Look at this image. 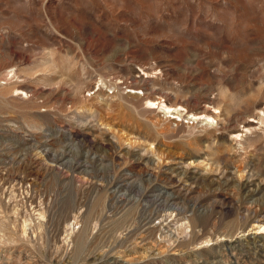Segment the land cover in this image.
<instances>
[{
    "label": "rangeland",
    "instance_id": "374dc122",
    "mask_svg": "<svg viewBox=\"0 0 264 264\" xmlns=\"http://www.w3.org/2000/svg\"><path fill=\"white\" fill-rule=\"evenodd\" d=\"M261 227L264 0H0V264H264Z\"/></svg>",
    "mask_w": 264,
    "mask_h": 264
},
{
    "label": "bare ground",
    "instance_id": "6f19581e",
    "mask_svg": "<svg viewBox=\"0 0 264 264\" xmlns=\"http://www.w3.org/2000/svg\"><path fill=\"white\" fill-rule=\"evenodd\" d=\"M168 107V106H167ZM171 108V107H170ZM168 109H169V107H168ZM175 110V109H174ZM213 115V114H212ZM209 116V115H208ZM214 117V116H213ZM260 136V135H259ZM258 138V137H257ZM257 138H256V140H257ZM261 141V140H260ZM256 142H258V140L256 141ZM253 146V145H252ZM239 149V148H238ZM241 149V148H240ZM244 149V148H243ZM242 150V149H241ZM188 195V194H187ZM261 228H263V227H261ZM259 233H264V228L260 231L259 230ZM261 248H264V244L262 243V244H260L259 245Z\"/></svg>",
    "mask_w": 264,
    "mask_h": 264
}]
</instances>
